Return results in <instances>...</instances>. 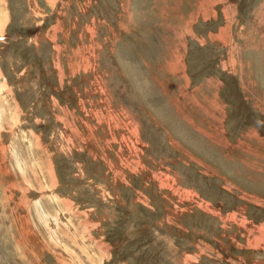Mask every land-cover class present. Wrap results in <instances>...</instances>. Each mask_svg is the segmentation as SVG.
<instances>
[{
    "label": "rangeland",
    "instance_id": "1",
    "mask_svg": "<svg viewBox=\"0 0 264 264\" xmlns=\"http://www.w3.org/2000/svg\"><path fill=\"white\" fill-rule=\"evenodd\" d=\"M0 224V264H264V0H0Z\"/></svg>",
    "mask_w": 264,
    "mask_h": 264
},
{
    "label": "trees",
    "instance_id": "2",
    "mask_svg": "<svg viewBox=\"0 0 264 264\" xmlns=\"http://www.w3.org/2000/svg\"><path fill=\"white\" fill-rule=\"evenodd\" d=\"M114 211H116V214L118 215L119 214V207H115ZM128 228H124L121 233V236L118 237L115 241V243L112 245L114 248H117V247H121V246H124V244H127L129 243L132 239H133V236L131 234V232L128 230Z\"/></svg>",
    "mask_w": 264,
    "mask_h": 264
},
{
    "label": "crops",
    "instance_id": "3",
    "mask_svg": "<svg viewBox=\"0 0 264 264\" xmlns=\"http://www.w3.org/2000/svg\"><path fill=\"white\" fill-rule=\"evenodd\" d=\"M0 225H1V224H0ZM0 228H1V227H0ZM4 235H5V232H4ZM21 235H24V234H21ZM22 239H23V237H22L21 239L18 240L17 244L20 245V246H22V248H24V246H23V244H22V242H21V241H23ZM25 253H27V251H25ZM25 259H26V258H25ZM26 261H31V260H30V258H29V260H26ZM37 264H39V263H37Z\"/></svg>",
    "mask_w": 264,
    "mask_h": 264
},
{
    "label": "bare ground",
    "instance_id": "4",
    "mask_svg": "<svg viewBox=\"0 0 264 264\" xmlns=\"http://www.w3.org/2000/svg\"><path fill=\"white\" fill-rule=\"evenodd\" d=\"M38 246V245H37ZM36 248H38V247H36Z\"/></svg>",
    "mask_w": 264,
    "mask_h": 264
}]
</instances>
